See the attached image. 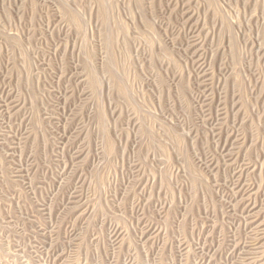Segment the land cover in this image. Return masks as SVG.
Instances as JSON below:
<instances>
[{
    "label": "rangeland",
    "instance_id": "rangeland-1",
    "mask_svg": "<svg viewBox=\"0 0 264 264\" xmlns=\"http://www.w3.org/2000/svg\"><path fill=\"white\" fill-rule=\"evenodd\" d=\"M0 264H264V0H0Z\"/></svg>",
    "mask_w": 264,
    "mask_h": 264
}]
</instances>
